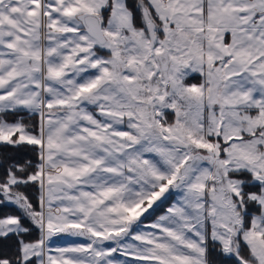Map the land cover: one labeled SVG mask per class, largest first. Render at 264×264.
Masks as SVG:
<instances>
[{
    "label": "snow or ice",
    "instance_id": "snow-or-ice-1",
    "mask_svg": "<svg viewBox=\"0 0 264 264\" xmlns=\"http://www.w3.org/2000/svg\"><path fill=\"white\" fill-rule=\"evenodd\" d=\"M0 143V264H264V0H0Z\"/></svg>",
    "mask_w": 264,
    "mask_h": 264
},
{
    "label": "trees",
    "instance_id": "trees-1",
    "mask_svg": "<svg viewBox=\"0 0 264 264\" xmlns=\"http://www.w3.org/2000/svg\"><path fill=\"white\" fill-rule=\"evenodd\" d=\"M130 2H132V0H130ZM16 117L14 116H9L8 119L9 121L14 120ZM17 159H35V152L29 148H22V149H17L14 148L12 146H7L4 145L2 143H0V163L6 164L9 161L12 160H17ZM3 171V168L0 167V172ZM26 194L29 195L33 202L36 201V196H37V189L35 187H29L28 189H26ZM161 202H159L158 204H160ZM167 204V202H165L160 208H157L155 206L154 209H156L155 212L149 210L150 213H157L162 211L164 205ZM5 214H17L16 213V209L14 207H4V208H0V216L5 215ZM148 215V216H146ZM145 218H151L149 216V213H146L142 220H146ZM38 237V232L37 231H33L32 235L30 237H28L29 239H36ZM15 250V239L12 240H3L0 239V252H4L6 254H12ZM216 259L218 260H222L223 258L217 257Z\"/></svg>",
    "mask_w": 264,
    "mask_h": 264
},
{
    "label": "rangeland",
    "instance_id": "rangeland-1",
    "mask_svg": "<svg viewBox=\"0 0 264 264\" xmlns=\"http://www.w3.org/2000/svg\"><path fill=\"white\" fill-rule=\"evenodd\" d=\"M196 82H198V81H196ZM169 119H170V120L172 119V115H171V113L169 114ZM166 196H167V194H166ZM163 199H164V198H162V200H163ZM176 199H178V196H173V197H171L170 200L167 201V204L164 205L162 211L157 212V213H153V212H152L153 214H152V215H149L151 218H146V220H144V222L155 220L156 218H158L159 215L164 214L166 208H167L168 206H170L171 203H174ZM159 202H160V201H158L157 204H158ZM155 206H156V205H153V209L155 208ZM150 211H151V209H150ZM152 211H153V210H152ZM146 216H148V215H146ZM81 239H82V238H81ZM82 242H84V239H83V240H74V241H72V242H70V243H68V244H65L63 247H67L69 244H70L69 246H71V245L78 244V243H82ZM121 259H123V257H121Z\"/></svg>",
    "mask_w": 264,
    "mask_h": 264
},
{
    "label": "crops",
    "instance_id": "crops-1",
    "mask_svg": "<svg viewBox=\"0 0 264 264\" xmlns=\"http://www.w3.org/2000/svg\"><path fill=\"white\" fill-rule=\"evenodd\" d=\"M142 218L143 217H141V219ZM153 221L154 220L144 222V225L142 227L147 228V226ZM54 240H55L54 247H63L65 244H68V243H70V242H72L74 240H83V238L81 239L80 237H73V236H71L69 234H60V236L54 238Z\"/></svg>",
    "mask_w": 264,
    "mask_h": 264
}]
</instances>
